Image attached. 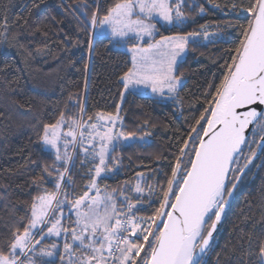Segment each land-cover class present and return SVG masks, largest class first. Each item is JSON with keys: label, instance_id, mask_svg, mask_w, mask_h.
I'll return each mask as SVG.
<instances>
[{"label": "snow or ice", "instance_id": "snow-or-ice-1", "mask_svg": "<svg viewBox=\"0 0 264 264\" xmlns=\"http://www.w3.org/2000/svg\"><path fill=\"white\" fill-rule=\"evenodd\" d=\"M186 5L187 0H112L107 7L97 5L89 16L91 6L81 0L74 10L81 12L84 21L80 23L77 17L76 31L87 34L97 27L107 29L110 43L119 47L154 38V20L182 25ZM196 7L199 14L205 12L203 6H191L193 11ZM229 7L242 10L246 23L225 25L214 32L201 25L199 31L161 35L144 41L146 46L133 43L129 48L131 66L120 77L124 92L144 86L157 97L182 103L178 57L201 38L217 43L224 42L225 32L228 36L232 31L239 33L238 42L221 57L219 75L207 82L203 110L198 109L199 115L191 117L187 130L175 136L169 155L156 157L167 164L156 173L160 178L155 184L141 183L143 176L137 173L135 184L125 182L111 191L107 185L101 187L100 182L118 170L119 161L111 155L116 142L136 138L135 133L123 130L120 105L115 106V113L94 116L83 105L78 115L61 111L54 122L44 123L37 132L42 148L54 154L53 164L43 167L48 177L55 174L53 189L33 181L38 191L28 210L0 239V264H53L38 258L56 256L58 245L45 247L43 241L62 235L61 264L65 256L66 264H206L214 233L238 184L258 155H264V135L256 138L264 133V0H229L222 11ZM7 23L5 17V33ZM63 42L71 44L70 37L65 35ZM81 44L87 45L90 55L94 53L92 36L86 41L77 38L75 46ZM124 92L120 93L122 101ZM81 154V166L93 167L84 191L76 194L74 189L68 191L74 183L69 165ZM44 179V175L38 178L40 182ZM255 254L258 264H264V239Z\"/></svg>", "mask_w": 264, "mask_h": 264}, {"label": "trees", "instance_id": "trees-1", "mask_svg": "<svg viewBox=\"0 0 264 264\" xmlns=\"http://www.w3.org/2000/svg\"><path fill=\"white\" fill-rule=\"evenodd\" d=\"M80 2L0 0V239L25 215L37 194V184L53 189L55 174L48 177L43 167L53 164L54 154L42 148L37 135L44 123L54 122L61 111L78 115L79 105L86 107L87 114L92 116L115 113V106L120 105L123 130L150 135L145 141L115 145L111 155L119 161L118 170L108 174L101 186L107 185L112 190L121 188L125 182L135 184L137 173L143 176L141 183L155 184L160 178L156 173L167 164L156 157L168 156L175 136L187 130L191 117L199 115L198 109L203 110L202 93L207 82L214 74L219 75L225 50L238 42L239 33L232 31L231 36L225 32L224 42L209 43L201 38L198 43L188 45L177 65L178 73L183 74L179 89L182 103L133 91L122 101L120 77L131 66L130 56L110 43L111 37L94 34V29L87 34L76 31L77 17L80 23L84 21L81 12L74 10ZM87 2L91 6L90 16L97 5L107 7L112 0ZM193 4L203 6L205 12L199 14V7L193 11ZM217 4L220 8L214 6ZM228 4L229 0H187L182 8L185 22L178 27L158 23L157 36L199 31L201 25L214 32L223 30L225 25L246 23L242 10L232 11L229 7L222 11ZM65 35L70 37L71 44L63 42ZM89 36L93 37L94 45L91 55L86 44L75 46L77 38L86 41ZM261 135L264 133L256 138L259 140ZM256 151L259 153V148ZM82 160L81 154L74 165H69L74 183L68 191L74 189L76 194L84 191L89 183V169L93 167L91 164L82 167ZM41 175L45 176L43 182L38 180ZM262 239L264 155H258L238 184L233 201L214 233L213 250L205 257L206 264H258L255 253Z\"/></svg>", "mask_w": 264, "mask_h": 264}, {"label": "rangeland", "instance_id": "rangeland-1", "mask_svg": "<svg viewBox=\"0 0 264 264\" xmlns=\"http://www.w3.org/2000/svg\"><path fill=\"white\" fill-rule=\"evenodd\" d=\"M153 23L156 24V28H157V34H158V31H159V28L157 27V24H162V25H168L166 24L165 22L163 21H159L157 22L156 20L153 21ZM104 32V35L106 36H109L111 37V34L110 32L107 31V29H100V28H95L94 29V34L96 35H100L101 32ZM157 34L154 36V38H149V37H144V41H149L151 42L153 39H159L160 36H157ZM175 34H184V33H173V34H167V35H175ZM144 41H139V40H132L130 41L127 45H123V46H119L118 48L120 49H123L125 51L128 52L129 56H130V59H131V52L129 51V48H131L132 44L135 43V44H140L142 46H146V44H144ZM187 51V49H186ZM186 51L184 53L181 54L180 57H178V62H177V65L179 63V61L185 56L186 54ZM182 81H183V78H182ZM129 91H133V92H136V93H139V94H142V95H148V96H155L151 90L149 88H145L144 86H137V87H134V88H130ZM128 91V92H129ZM124 92V88H123V91ZM128 92H124V96L128 93ZM157 97V96H155ZM160 98V97H158ZM162 98H167V96L165 97H162ZM119 130V128L117 129ZM141 136H144V135H136V138L135 139H132V140H119L116 142L115 145L119 144V143H127V142H132L134 140H138V141H145V140H148L149 137L148 136H145L143 140L140 139ZM51 150V149H49ZM52 151V150H51ZM63 151V149H62ZM69 152H72V149H71V146L69 147ZM102 188L104 186H101ZM111 191V190H109ZM65 215H68V211H67V208L65 209ZM74 218V217H73ZM67 223V222H66ZM52 243H56L58 245V248H57V255L56 256H53V257H39L38 259H41V260H45V261H51L53 262V264H61V261L59 260V255L60 254H63V243H64V237L63 235L61 237H49L47 240H45L43 242V246L45 247H50V245ZM66 261H67V256H65V264H66Z\"/></svg>", "mask_w": 264, "mask_h": 264}, {"label": "crops", "instance_id": "crops-1", "mask_svg": "<svg viewBox=\"0 0 264 264\" xmlns=\"http://www.w3.org/2000/svg\"><path fill=\"white\" fill-rule=\"evenodd\" d=\"M44 242V241H43Z\"/></svg>", "mask_w": 264, "mask_h": 264}]
</instances>
